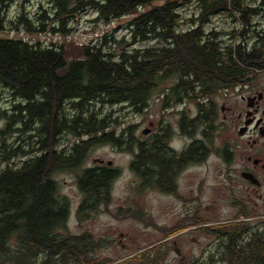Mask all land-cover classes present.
I'll list each match as a JSON object with an SVG mask.
<instances>
[{"label": "trees", "instance_id": "1", "mask_svg": "<svg viewBox=\"0 0 264 264\" xmlns=\"http://www.w3.org/2000/svg\"><path fill=\"white\" fill-rule=\"evenodd\" d=\"M12 1L0 0V32L5 30V11ZM29 1L23 0V4ZM39 1L46 2L49 9L39 6L41 14L35 20L28 19L23 10L10 22L11 29L29 34L42 33L48 28L52 34L66 36L71 33L66 28L68 21L88 11L94 12L95 18L90 23L95 25H106L127 15L134 18L123 27L130 36L129 43L125 35L119 41L113 35L103 37L93 47H80L79 57L71 60L61 45L42 46L37 42L0 38V93L6 92L13 100L2 108L0 97V165L5 164L0 170V264H169V241L119 260L95 257L96 250L107 241L94 239L89 233H68V204L58 196L59 184L52 174L79 169L87 149L96 144L112 141L121 146L120 143L133 136L138 149L134 167L140 177L133 191L140 192L145 187L146 158L158 169L157 180L161 174L166 176L165 162L159 160L165 153L159 156L154 150L145 156L143 142L135 134L137 126L119 130L116 126H105L104 119L98 120L86 107L93 103L113 106L130 103L141 109L146 87L153 83L154 77L181 72L207 88L209 78L224 75L225 59L229 61V85L234 88L240 78H249L250 71L263 69L264 30L255 34L251 49H246L245 44L229 43L220 51L217 38L221 33L206 32L204 24L212 15L224 12L233 16L234 22L246 25L251 16L264 13V0H251L252 3L198 0L197 21L186 30L178 28L180 15L175 11L176 3L167 0L161 5L158 2L162 0ZM138 9L143 12L138 13ZM244 33L243 30L241 35ZM149 40L157 46L140 47L143 42L139 44V41ZM110 43L121 47L120 51H110ZM129 45L134 47L128 52ZM62 130L85 140L64 161L52 153L51 143ZM9 137H16L17 141L9 142ZM37 151L44 155L37 157ZM14 159L23 162L10 164ZM114 179L113 172L106 168L87 169L78 177L83 194L78 212L80 222L102 208L108 209ZM115 213L117 217H131L145 223L147 220L135 204ZM250 216L242 204L237 215L241 220L195 224L205 225L198 233L216 239L214 249L206 256L179 260L178 264H264V221L249 224ZM150 226L156 228L155 224ZM160 230L168 237L178 228Z\"/></svg>", "mask_w": 264, "mask_h": 264}, {"label": "rangeland", "instance_id": "2", "mask_svg": "<svg viewBox=\"0 0 264 264\" xmlns=\"http://www.w3.org/2000/svg\"><path fill=\"white\" fill-rule=\"evenodd\" d=\"M167 1L176 3L175 11L180 15L178 28L185 30L190 28V24L196 23L199 13L198 0ZM246 1L252 3L251 0H244L243 2ZM163 2L164 0L158 2V4L161 5ZM152 5H156V3H152ZM39 6L46 8V10L49 9L46 2H40L39 0H30L25 4H23V0H13L5 11L6 27L4 31L0 32V38H16V40L20 41L23 39L32 43H40L42 46H50L51 44L61 45L65 56L68 57V60H71L79 57L81 48L73 41L68 42L67 37L69 35H76L73 39L81 43L83 42L81 38L83 35L81 34L100 31L104 26L102 24L95 25L90 23L95 18V15L94 12L88 11L87 13L74 16L70 22L68 21L66 28H70L71 33L66 36L52 34L48 31V28L42 33L29 34H26L23 30L14 31L11 29L13 24L10 22L15 21L23 10L28 19H37V14H41ZM141 12H143L142 9H138V13ZM191 20L192 23H190ZM122 21L123 23L126 22V20ZM204 29L206 32H209V30L220 32V40L226 44L231 43L234 46L245 44L246 49H251L255 42V34L264 30V13L251 16L245 25L244 22L242 24L238 23V21L234 22L233 16L231 17L230 14L219 12L210 17V20L204 24ZM243 30L245 33L241 35ZM228 33L230 35L232 33V36L227 35ZM124 34L129 43V34H127V31H124L122 35ZM122 35H118L116 41H119ZM141 42L143 41H139V44ZM155 45L154 41L149 40L143 42L140 47L147 48ZM85 46L93 47L94 43L91 42ZM132 47L134 46L129 45L126 48L127 51L129 52ZM108 48L115 53H118L121 49V47L114 43H110ZM252 71H250L249 77H252V74L260 75L259 83H262L264 81V73L258 74L259 71L257 69ZM261 71H264V67ZM3 93H0L2 108L13 101L7 97L8 94L6 92ZM216 101L221 103L222 99L217 98ZM224 101L225 106L232 108L228 118L234 121V124L233 126L230 124L226 135L215 136L213 138L211 143L212 152H210V157L204 165L188 168L181 174L178 179L179 191L183 195L188 196L191 191L198 188L200 213L208 220L209 224L241 220L242 218L237 217L239 207L237 203H234L238 199L243 200V207L247 208L251 215L247 218L249 220L248 223L260 224L259 222L264 221V219L262 220V217H264V187L255 190L241 182L239 176L237 179L233 178L232 182L229 181L227 179L225 164L218 159L215 153L217 148H221L224 144H229L228 148H231L230 164L232 168L230 174L234 177L245 163L244 155L246 150H248L246 141L250 140L248 136L238 133L241 124L236 116L244 107L243 103L240 102L239 95L234 93V95L229 96ZM65 108L66 113L69 114V109ZM86 108L88 111L91 109L99 120L105 118L106 123L114 121L112 125H116L118 129L128 124L137 126L135 134L141 140L145 138L141 132L148 127L149 122L154 123L164 118L166 122L173 125L176 121V117L172 115H160L159 105H156L149 114L148 112H144L143 109L134 111L133 108H128L127 105L113 106L93 103ZM178 109L180 107L176 108V110ZM163 124L166 123L163 122ZM15 138L9 137L8 140L9 142L11 140L17 141ZM58 140L61 141L58 146H71L76 141L75 136L67 132L64 134L58 133L56 141ZM261 142H264V140H261ZM183 143L184 140L182 138L175 139L172 146L176 150H179ZM95 159L102 160L104 165L106 162H111V169L115 170L117 175L111 184L108 209L104 208L97 214H91L88 220L80 224L76 223L74 215V208L81 198L75 174L58 172L54 175V179L59 184V194L70 202V214L67 224L68 233L72 235L89 233L94 239H104V241H107L101 248L96 250L95 257L98 259L119 260L158 244L164 238V232L160 229L173 226V223L178 219L177 211L180 208L179 204L160 195L159 192L144 193L140 191L136 193L133 191V187L139 183V176L131 170V163L134 158L127 150L114 147L106 141L105 143H99L91 147L85 156L84 165L93 166L92 161ZM19 161L20 159H14L10 164L16 165ZM3 167H5L4 163L0 165V170ZM260 195L262 197H259ZM134 204L141 209L142 213H148L156 228L150 226V224H144L143 221L140 222L135 218L116 216V210L133 207ZM215 244L216 239L213 236L200 233H188L183 236H177L171 239L167 262L169 264H178L179 257L184 258V260H180L182 262L201 258L202 255L206 256L209 252H212ZM177 252L179 255H177Z\"/></svg>", "mask_w": 264, "mask_h": 264}, {"label": "flooded vegetation", "instance_id": "3", "mask_svg": "<svg viewBox=\"0 0 264 264\" xmlns=\"http://www.w3.org/2000/svg\"><path fill=\"white\" fill-rule=\"evenodd\" d=\"M217 41L219 48L221 49L220 51H223L224 47L228 45V43L226 44L220 40V36L217 38ZM223 65L226 67L224 75L209 78L207 88H204L205 84L200 85L198 81L193 78V76L186 75L182 72L174 76L154 77L152 80L153 83L149 82L146 87V98L141 109L149 114L156 105H159L160 115L169 114V116L172 115L173 117H176L175 124L173 125L166 122L164 118H161L154 123L149 122L148 127L141 132V134L145 136V138L141 140L145 149V156H150L151 152L154 150H156L159 156L165 153L163 158L161 157L159 160L161 163L165 162L164 166L168 169V174L166 176L161 174L159 180H157L159 177V174L157 175L158 169L156 171L154 166H151L150 159L146 158L147 164L145 171L147 180L142 191L144 193L159 192L160 195L176 201L180 207L177 211L178 219L173 223L174 225L171 226L178 228V231L168 237H166L165 233H163L164 238L159 243L169 241L171 246V239L188 233H198L197 230L200 227L209 224L208 220L200 213L201 208L199 203L198 188L191 191L188 196H185L179 191L178 179L188 168L204 165L210 157V152H212L211 143L213 138L215 136L220 137L226 135L230 128V124L233 126L234 121L228 118L232 108L225 106L224 100H226L229 96L234 95V93L239 95L240 102L243 103L244 106L243 110L236 116V118L240 120L239 123L241 124L238 129V133L248 136L250 139L246 141L248 150H246L244 155L245 163L239 169L238 174L233 177L230 174L232 168L230 164L231 148H228L229 144H224L221 148H217L215 153L218 159L224 162L227 171V179L229 181L232 182L233 178L237 179L239 176L241 182L255 190L262 189L264 187V142H261V140H264V81L259 83L261 76L252 74V77L245 79L240 78L234 88L231 89L229 85V72L227 71L229 61L225 59L223 61ZM262 73H264V71L258 72V74ZM217 98L222 99V102H217ZM126 105L128 108H133L134 111L141 110L137 109V107H134L130 103L122 104V106ZM177 107H180V109L176 110ZM89 111L93 112L91 109ZM103 119L105 126L114 124V121L106 123V119ZM163 122L166 124H163ZM133 126L134 125L128 124L127 126L119 129H125L126 127ZM116 128L119 130L117 126ZM60 132L62 134L65 133L64 130L58 131V133ZM131 137L132 139L127 142L123 141L120 143L121 146L115 145L112 141H108V143L114 147L125 149L133 155L134 160L131 163V170L134 174L136 173L139 176V171L134 167L137 160L136 156L138 149L135 141H133V136ZM157 138H160V140H156ZM181 138L184 140V143L179 150H176L172 146L173 142L175 139L178 140ZM75 140L76 141L71 146H58L61 141H56L55 136V139L51 141L53 145L52 153H55L54 155L57 159L64 161L74 154V150L78 145H82V143L85 142V140H81L77 137H75ZM103 142L105 143L106 141ZM125 144H127V147L124 146ZM155 145L156 149H154ZM90 149L91 147L85 152L83 160L81 161L82 165L79 169L68 171L67 173L75 174L77 180L82 172L87 169L106 168L112 171L114 176H116L117 173H115V170L111 169V162V165L108 166V162L104 165L102 160L95 159L92 161L94 164L93 166L84 165L85 156ZM36 154L37 157H39L40 155H44V152L37 151ZM22 162L23 159H20L17 165H20ZM156 167L158 168L157 165ZM153 170L156 172L152 175ZM56 172L52 174L53 179L54 175L58 173ZM242 174L250 175L257 183L254 184L243 179ZM77 187L81 198L74 208V215L76 223L80 224L82 222L78 219V212L83 201V194L78 186V182ZM58 196L64 198L68 204V224L70 202L59 193ZM259 197H262V195ZM234 203H237L238 207H240L243 204V200L238 199L234 201ZM137 209L141 211L139 207H137ZM143 214L145 216V220H148H146V223L144 222V224H154L148 213L144 212ZM182 227L185 228L182 229ZM177 255H179L178 252ZM179 260H184V258L179 257Z\"/></svg>", "mask_w": 264, "mask_h": 264}, {"label": "built area", "instance_id": "4", "mask_svg": "<svg viewBox=\"0 0 264 264\" xmlns=\"http://www.w3.org/2000/svg\"><path fill=\"white\" fill-rule=\"evenodd\" d=\"M125 19H123V17L121 18V20H126L125 23H120L119 20H112L111 22H109L107 25H104L103 28L100 30V31H97V32H85L81 35V38L83 40V42H76L73 37L76 36V35H69L67 37V41H73L77 46L79 47H82V46H85L91 42H93L94 44L97 42V41H101V39L103 37H110V35H113L114 37H117L118 35H122L124 33V31H126L125 29H123V27H125V25L131 21L134 16L133 15H127V16H124ZM13 40H16V38H11ZM22 42H28L31 44V42L29 41H25L23 39H21ZM65 43V41H64Z\"/></svg>", "mask_w": 264, "mask_h": 264}, {"label": "water", "instance_id": "5", "mask_svg": "<svg viewBox=\"0 0 264 264\" xmlns=\"http://www.w3.org/2000/svg\"><path fill=\"white\" fill-rule=\"evenodd\" d=\"M107 165L110 166L111 163L108 162ZM242 178L245 179V180H247V181H249V182H251V183H254V184L257 183V182H256V181H255L250 175H248V174H242Z\"/></svg>", "mask_w": 264, "mask_h": 264}]
</instances>
